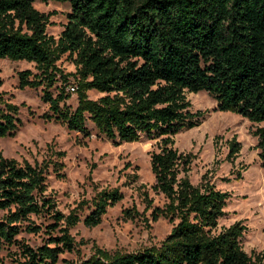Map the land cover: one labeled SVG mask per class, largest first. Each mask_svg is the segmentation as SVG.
I'll list each match as a JSON object with an SVG mask.
<instances>
[{"label": "trees", "instance_id": "1", "mask_svg": "<svg viewBox=\"0 0 264 264\" xmlns=\"http://www.w3.org/2000/svg\"><path fill=\"white\" fill-rule=\"evenodd\" d=\"M34 1L68 5L56 39L46 35L49 15L33 9ZM62 56L72 73L55 66ZM3 59L34 65L38 75L19 72L18 87H42L45 121L87 136V120L114 145L158 143L149 155L151 189L165 203L150 216L152 222L166 219L168 234L133 253L108 256L96 250L79 264H264L263 251H243L245 227L239 221L218 226L228 195L204 175L192 185L191 156L173 148V137L196 127L201 117L190 111L185 94L204 92L216 112L260 125L252 135L264 184V0H0ZM69 78L76 95L73 110L64 105ZM56 82L52 96L48 90ZM89 90L100 96L88 100ZM17 124L16 108L0 99V139L11 137ZM237 151L231 142L227 157ZM59 168L56 160L31 165L0 154V251L15 247L18 254L10 264H56L60 254L74 250L70 228L78 222L97 226L106 209L120 201L116 189L100 191L81 220L76 211L86 201L62 215L45 193L46 176L59 177ZM20 233H40L44 239L31 248L16 239Z\"/></svg>", "mask_w": 264, "mask_h": 264}, {"label": "rangeland", "instance_id": "2", "mask_svg": "<svg viewBox=\"0 0 264 264\" xmlns=\"http://www.w3.org/2000/svg\"><path fill=\"white\" fill-rule=\"evenodd\" d=\"M32 7L49 15L45 33L56 39L65 23L68 5L34 1ZM55 66L63 74L74 71L64 56ZM23 71L30 72L29 78L38 75L32 63L0 60V99L16 108L18 119L13 135L0 139L1 156L31 165L46 159L56 160L60 164L59 177L48 173L45 193L62 215L86 201L87 205L76 211L81 220L90 211L89 201L98 192L116 189L121 195L120 201L106 209L97 226L87 228L78 222L68 230L74 250L60 254L56 264H79L92 257L96 250L111 256L157 245L171 228L166 219L152 222L150 216L153 208H161L165 203L163 197L151 189L154 181L148 162L150 153L157 151V141L114 145L98 135L87 120L84 125L87 136L69 131L60 123L45 121L41 115L47 112V105L39 99L42 87H18V73ZM68 80L65 91L69 98L64 105L73 110L76 95L72 79ZM58 86L56 82L48 90L52 96ZM85 95L91 101L100 96L91 90ZM185 98L191 112L201 113L196 127L173 137V148L191 156L189 182L196 185L204 175L216 190L225 192L228 195L225 215L218 226L227 227L239 221L245 227L240 241L243 251L246 254L264 252V184L255 149L256 138L252 135L260 125L232 113L216 112L215 103L204 92L186 93ZM231 142L238 144V151L228 158ZM31 220L35 224L44 223L42 219ZM16 239L35 248L42 244L44 236L20 233ZM13 253L17 259L15 247H4L0 251L3 264H10Z\"/></svg>", "mask_w": 264, "mask_h": 264}, {"label": "built area", "instance_id": "3", "mask_svg": "<svg viewBox=\"0 0 264 264\" xmlns=\"http://www.w3.org/2000/svg\"><path fill=\"white\" fill-rule=\"evenodd\" d=\"M71 91H73V89H70Z\"/></svg>", "mask_w": 264, "mask_h": 264}]
</instances>
